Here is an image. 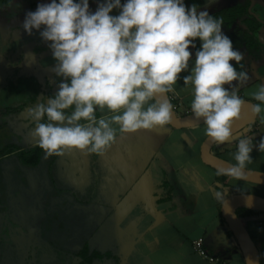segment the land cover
<instances>
[{
	"label": "clouds",
	"instance_id": "1",
	"mask_svg": "<svg viewBox=\"0 0 264 264\" xmlns=\"http://www.w3.org/2000/svg\"><path fill=\"white\" fill-rule=\"evenodd\" d=\"M113 9L119 15H110ZM222 24L184 0H104L94 14L88 0L38 4L25 14L21 27L29 36L38 30L50 42L56 61L51 71L60 82L53 96L41 97L29 109L37 146L46 156L72 150L102 155L118 136L170 123L173 105L167 94L185 71H190L183 84L193 89L194 118L203 119L213 142L229 141L245 103L233 81L245 83L249 77L237 71L243 53L233 47ZM197 39L200 47L190 67L189 48H196ZM253 98L264 104V85ZM260 104L251 105L253 114L261 112ZM253 147V139H239L236 163L217 174L242 177ZM256 147L264 152V136Z\"/></svg>",
	"mask_w": 264,
	"mask_h": 264
},
{
	"label": "crops",
	"instance_id": "2",
	"mask_svg": "<svg viewBox=\"0 0 264 264\" xmlns=\"http://www.w3.org/2000/svg\"><path fill=\"white\" fill-rule=\"evenodd\" d=\"M50 2L51 0L29 2L26 4L28 9L17 15L25 16L27 12L35 11L38 4ZM88 2L89 11L94 14L98 4L104 0ZM125 2L126 0H121V4ZM245 3L246 0H214L211 3L207 0L198 6L200 10L206 9L210 15H215ZM21 5L22 2L13 7L20 9ZM119 11L113 9L109 14L116 16ZM249 14L252 17L247 22L249 27L254 28L252 36L256 39V44L247 46V28L239 17L232 20L221 18L222 30L232 40L233 47L243 53V60L236 65L237 71H244L249 77L245 83L233 81L235 92L244 101L260 104L254 100L253 94L260 85H264V0H257ZM195 43L196 48H189L192 53L190 67L194 64L195 52L200 47L199 39ZM39 63L45 74L43 81L47 83L45 72L56 64L51 50L44 51L39 56ZM230 63L235 65V61ZM189 74L190 71L182 72L173 85L174 91L168 93L175 112L180 111L178 116L193 114L190 107L193 89L191 85L183 84V77ZM53 80L56 86L60 82V78L55 76ZM260 106L261 112L256 114L249 126L232 136L229 141L216 144L212 152L235 164L234 154L239 139H253L254 147L250 156L252 162L259 165L258 168L247 165L245 169L264 173V152L258 151L256 147L264 136V104ZM103 114H108V110L105 109ZM101 115L97 110V118ZM205 129L206 126L202 125L177 130L166 124L157 126L152 131L138 130L124 134L123 138L118 136L116 142L102 155L92 154L95 162L101 156L106 157L103 163L106 168L118 167L121 181L128 172L134 174L126 177V181L134 185L118 198L108 213L114 220L112 224L124 226L123 231L127 232L128 241L121 245L122 254L120 250L106 255V260L101 262L94 260L91 263L76 264H210L192 250L191 243L198 238L205 240L206 252L216 257L219 264H244L236 240L222 217L221 206L232 195L244 193L264 197V187L220 176L204 165L200 160V146L207 137ZM121 166L126 170L120 169ZM132 215L139 217L132 218ZM115 216H121L119 221H115ZM240 220L264 260V213L242 216Z\"/></svg>",
	"mask_w": 264,
	"mask_h": 264
},
{
	"label": "rangeland",
	"instance_id": "3",
	"mask_svg": "<svg viewBox=\"0 0 264 264\" xmlns=\"http://www.w3.org/2000/svg\"><path fill=\"white\" fill-rule=\"evenodd\" d=\"M14 1L8 12L0 11V85L27 82L28 95L33 98L21 113L0 118L6 125L0 126V150L36 144L30 134L35 124L29 109L41 97L58 91L54 73L45 72L46 83L39 63V56L50 51V42L43 41L38 30L31 36L25 33L21 27L25 16L17 15L28 9L27 3L37 0ZM206 1L184 3L201 6ZM20 2V9L13 7ZM93 157L79 150L46 156L43 150L36 166L22 164L16 153L0 157V264H76L81 261L77 254L85 246L97 250L101 254L97 262H101L122 249L128 241L127 232L123 225L112 224L108 213L134 185L126 181L134 174L128 172L121 181L118 167L106 168V157L96 162ZM247 165L258 168L259 164ZM118 218L121 216H115V221Z\"/></svg>",
	"mask_w": 264,
	"mask_h": 264
},
{
	"label": "water",
	"instance_id": "4",
	"mask_svg": "<svg viewBox=\"0 0 264 264\" xmlns=\"http://www.w3.org/2000/svg\"><path fill=\"white\" fill-rule=\"evenodd\" d=\"M167 96L170 100L168 94ZM251 105L253 104L247 101L242 105L239 119L233 122L231 128L232 136L249 126L255 119L256 114H253L251 111ZM168 125L174 129L180 130L194 128L204 124L202 118L197 120L194 118L193 114L178 116L175 110L172 109V119ZM216 144L218 143L213 142L209 137H205L200 146V160L204 165L218 172L219 169L226 168L232 164L212 152V148ZM223 175L248 184L264 187V173L262 172L244 169V175L240 178L226 174ZM240 207H246L264 213V197L244 193L232 195L225 199L221 206L222 217L236 240L244 264H260V252L236 214V210Z\"/></svg>",
	"mask_w": 264,
	"mask_h": 264
},
{
	"label": "trees",
	"instance_id": "5",
	"mask_svg": "<svg viewBox=\"0 0 264 264\" xmlns=\"http://www.w3.org/2000/svg\"><path fill=\"white\" fill-rule=\"evenodd\" d=\"M11 1L12 0H0V7L8 6ZM256 1L257 0H246V3L244 5H237L232 8H227L222 12L213 15L214 18H226L227 20H232V18L239 17L241 19V22L247 28L245 30L246 43L249 47L250 45L256 44V39H254V37L252 36L254 28L249 27L247 22L252 17V15H250L249 13L252 5ZM27 85H29V83H25L21 80H17V82L15 83L10 82L6 86L0 85V118L11 114H19L27 107V104L31 103L33 97L28 95V90L26 87ZM0 126L5 127L6 125L2 124L1 122ZM42 152L43 149L38 147L37 144L32 145L28 148H19L16 145H10V147H5L4 149L0 150V157L16 153L22 164L27 166H36L39 162ZM219 175L225 176L223 174ZM255 213H258V211L246 207H240L238 210H236V214L239 219L242 216ZM77 256L81 258V262L91 263L92 261L100 258L101 254L98 251H89L87 246H85L78 252ZM260 264H264V260L261 259V255Z\"/></svg>",
	"mask_w": 264,
	"mask_h": 264
},
{
	"label": "built area",
	"instance_id": "6",
	"mask_svg": "<svg viewBox=\"0 0 264 264\" xmlns=\"http://www.w3.org/2000/svg\"><path fill=\"white\" fill-rule=\"evenodd\" d=\"M174 109V107H173ZM191 247L194 253L198 256L206 259L210 264H219V260L214 257L210 256L205 250V240L203 238H198L191 243Z\"/></svg>",
	"mask_w": 264,
	"mask_h": 264
},
{
	"label": "flooded vegetation",
	"instance_id": "7",
	"mask_svg": "<svg viewBox=\"0 0 264 264\" xmlns=\"http://www.w3.org/2000/svg\"><path fill=\"white\" fill-rule=\"evenodd\" d=\"M13 2L15 3V1L12 0L11 3H10L8 6L11 7V6H12L11 4H12ZM8 6H1V7H0V11H1V12H8V10H9V9H7ZM17 53L19 54V50H18ZM12 115H13V114L8 115V116H12ZM8 116H7V117H8ZM2 118H4V117H2ZM79 262H81V261H79ZM81 263H84V262H81Z\"/></svg>",
	"mask_w": 264,
	"mask_h": 264
}]
</instances>
